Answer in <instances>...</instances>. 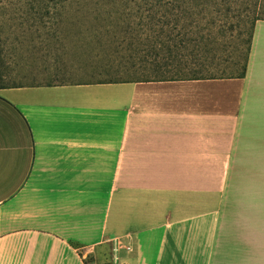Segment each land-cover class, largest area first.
<instances>
[{"label":"crops","instance_id":"crops-1","mask_svg":"<svg viewBox=\"0 0 264 264\" xmlns=\"http://www.w3.org/2000/svg\"><path fill=\"white\" fill-rule=\"evenodd\" d=\"M0 264H264V20L241 77L0 86Z\"/></svg>","mask_w":264,"mask_h":264},{"label":"trees","instance_id":"trees-1","mask_svg":"<svg viewBox=\"0 0 264 264\" xmlns=\"http://www.w3.org/2000/svg\"><path fill=\"white\" fill-rule=\"evenodd\" d=\"M0 17L28 23L30 27H20L18 35L38 33L29 51L69 64L61 71L62 79L88 77L109 83L177 79L174 75L188 58L202 64L203 56L214 57L213 44L225 33V25L233 30L249 23L245 63L237 74L241 77L264 9L241 7L240 0H0ZM232 18L236 22L228 24ZM22 38L16 39L22 43ZM134 50L143 51L137 69L131 60ZM101 54H106L104 59ZM135 72L141 78L129 79Z\"/></svg>","mask_w":264,"mask_h":264},{"label":"rangeland","instance_id":"rangeland-1","mask_svg":"<svg viewBox=\"0 0 264 264\" xmlns=\"http://www.w3.org/2000/svg\"><path fill=\"white\" fill-rule=\"evenodd\" d=\"M252 9L255 7L257 10L264 9V0H247V4L241 2L240 6H248ZM7 19V18H6ZM3 19L0 17V35L2 36V42L0 49V86L8 85H33L38 79V83H70V82H82L89 80H96L88 77L72 78L70 80L60 79V77L53 78L56 72L65 71L69 67L66 62L53 63L50 59H44L39 54H34L29 51V44L33 37L38 39V33L27 32L23 35L20 34V27L28 28V23L20 24V19ZM27 22H31L27 21ZM229 22H236L235 18L227 20ZM35 31L38 32V20L34 21ZM219 23V22H218ZM242 27V30L240 29ZM226 30L222 35L217 37V40L213 44L216 49L213 58L203 56V63L196 64L194 60L188 58L187 62L181 65L182 69L180 73L175 74L176 78H194V77H233L237 76L245 63V57L247 54L248 37L250 32L249 23L242 26H236L233 30L225 25ZM17 30V32H16ZM17 37H23L18 42ZM124 53V52H123ZM216 53V54H215ZM143 54L142 50H134L132 52V62L134 68L137 69L139 62V56ZM213 54L210 53V56ZM106 54H101L104 59ZM151 57V56H150ZM115 59V58H114ZM120 58L117 57V62ZM194 70H197L194 73ZM60 76H64L60 73ZM129 79H139L141 74L135 72L128 77ZM56 79V80H55ZM124 79H127L124 77Z\"/></svg>","mask_w":264,"mask_h":264}]
</instances>
